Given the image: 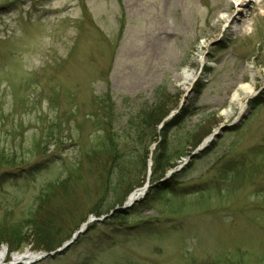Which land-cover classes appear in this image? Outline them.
I'll return each mask as SVG.
<instances>
[{"label":"rangeland","instance_id":"obj_1","mask_svg":"<svg viewBox=\"0 0 264 264\" xmlns=\"http://www.w3.org/2000/svg\"><path fill=\"white\" fill-rule=\"evenodd\" d=\"M237 1L0 0V230L23 231L5 264L51 252L32 227H58L62 246L91 217L104 219L33 264H264V0L221 33ZM243 86L255 93L240 112ZM150 106L163 121L179 111L161 178L163 121L151 142L126 128ZM111 141L127 147L114 166ZM133 176L151 189L110 215Z\"/></svg>","mask_w":264,"mask_h":264},{"label":"trees","instance_id":"obj_2","mask_svg":"<svg viewBox=\"0 0 264 264\" xmlns=\"http://www.w3.org/2000/svg\"><path fill=\"white\" fill-rule=\"evenodd\" d=\"M100 104H105V103L101 102ZM107 105H108L107 108L111 107V103H109ZM105 107L106 106H104V108ZM158 111L159 110L157 109V106H154V107H151L148 109L141 108L136 113V115L130 119L129 124L127 123L126 128L129 130V132L131 130V131L138 133V134L143 130H144V132L146 130L149 131V134L151 136H149L148 140H149V142H151L155 137L156 125L159 124L162 120L161 118L157 119L158 114H159ZM167 113H168V111H167ZM167 113L164 112V115L162 117L164 118L165 115H167ZM153 119H155V120L153 121ZM179 120H180V118L178 117V118H175L173 121H171L169 124H167V126L165 127V130L163 131V134H162L163 135V137H162L163 141L159 144V152H157V155H156L157 157H155V166L157 168V175H159L160 178L163 177L164 173L168 169V160L167 159L169 158L168 155L171 154V149H170L171 141H170V139L168 140L166 137H164V134L168 130V128H171L172 126H174ZM138 137H139V135H138ZM108 143H109L110 147L112 146V148L109 147L110 151H111L110 153L112 155V157L110 159H111V163H113V166H114L116 164V163L114 164V162H116L117 158L122 155L123 151L127 150V147H124L123 145H121L120 142L111 141ZM137 143H141L140 138H137ZM137 143H134V144L137 145ZM108 153H109V151H108ZM138 163H139V161L134 160L133 158L132 159L129 158L128 162L124 163V164H128L129 168L125 172H122L123 175H118V177L116 179H114V182L109 181V183L106 185L105 190L109 189V192L111 193V195L116 196L117 188H119L121 183H123L126 180L131 178L130 177L131 172L135 171L133 166L137 165ZM114 169H113V172H114ZM117 172H119V169H117ZM117 172H114L115 177L117 175ZM158 172H160V173L158 174ZM136 179H137V176L133 178L130 186L128 187V191H127V189L125 191H121L120 197L117 200H114L115 202L118 203V205L120 203L124 202L127 195L129 194V192L133 191L135 189V187L140 186L139 180L138 179L136 180ZM108 180H109V177H107V181ZM49 190H51V188H49ZM37 213L39 214V212H37ZM33 223H34V221L31 222V225ZM16 228L0 230V248L4 244H8V243L12 242V239L14 238V236H16V234H20L23 232L22 230H16ZM57 228L58 227H56L54 225L50 226L47 230H42L40 228H38V230H37L36 226L32 227V229H31V232L33 233L32 236H34L35 239L41 244L40 247H37V249L38 248H40V249L45 248V250H47V251H54L55 248L57 249L58 247L61 246L63 241H61L59 244H56L55 242H53L54 237H50V233H52L53 231L58 232ZM17 236L18 237L15 238L14 240H18V241L23 240L22 242H27L26 241L27 240L26 235L22 236V237H20L19 235H17Z\"/></svg>","mask_w":264,"mask_h":264},{"label":"bare ground","instance_id":"obj_3","mask_svg":"<svg viewBox=\"0 0 264 264\" xmlns=\"http://www.w3.org/2000/svg\"><path fill=\"white\" fill-rule=\"evenodd\" d=\"M249 0H238L237 1V13L234 12L231 15H227L223 17L224 25L221 27V33L229 30L230 32L237 28L236 21L240 20L241 12L244 10L245 5L248 3ZM199 63L201 65L205 64V59L203 57L199 58ZM259 74V71L257 72ZM197 78L196 71H189L185 69L181 74V79L183 81L182 86L184 87L185 91L187 92L192 85L194 84ZM243 95L238 94V97L235 96L232 100L233 105L239 107L240 112H243L248 100L254 96L255 89L252 86H243ZM227 116V115H226ZM145 189H139L133 192L130 195V201H134L136 199H141L145 194ZM7 257V249H4L0 253V264H5ZM33 260V255L30 253H26L23 256L15 255L13 256L12 264L18 263H29Z\"/></svg>","mask_w":264,"mask_h":264},{"label":"water","instance_id":"obj_4","mask_svg":"<svg viewBox=\"0 0 264 264\" xmlns=\"http://www.w3.org/2000/svg\"><path fill=\"white\" fill-rule=\"evenodd\" d=\"M185 99H187V95H185V96L183 97V100H182L183 103H181V106H183V104H184V100H185ZM178 112H179V111H176V112L172 113L167 119H165V121H164L162 124H164L166 121H168L169 119H171V118L174 116V114H175V113H178ZM227 128H229V127H225L224 130L227 129ZM214 136H215V135H214ZM218 136H219V135H218ZM149 186H150V181H148V183H147V185H146V187H145V190H146ZM135 202H136V200H134V201H130V199H129L128 202H127L123 207L117 208L114 212L124 213L125 210H126V209H129V208L132 206V204L135 203ZM114 212H112V214H113ZM87 224H88V223H87ZM87 224L83 225V226L81 227V229L73 235L71 241H69V242H67L66 244H64L61 248L57 249L56 251H54V252H52V253H46V254L35 255V256H33V260L31 261V263H35V262H38V261H40V260H42V259H45V258H47V257H54V256L57 255V254H61V253H63L65 250H67V249H68V248H69V247H70V246H71V245L77 240L78 236L84 232V230H85ZM31 263H30V264H31ZM18 264H28V263H18Z\"/></svg>","mask_w":264,"mask_h":264}]
</instances>
